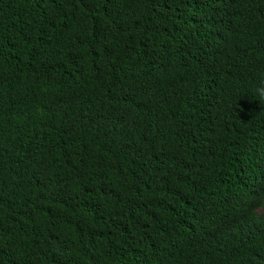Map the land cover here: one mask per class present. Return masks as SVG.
I'll return each mask as SVG.
<instances>
[{"label": "trees", "instance_id": "trees-1", "mask_svg": "<svg viewBox=\"0 0 264 264\" xmlns=\"http://www.w3.org/2000/svg\"><path fill=\"white\" fill-rule=\"evenodd\" d=\"M264 0H0V264H264Z\"/></svg>", "mask_w": 264, "mask_h": 264}, {"label": "clouds", "instance_id": "clouds-1", "mask_svg": "<svg viewBox=\"0 0 264 264\" xmlns=\"http://www.w3.org/2000/svg\"><path fill=\"white\" fill-rule=\"evenodd\" d=\"M254 95L258 98V101H264V79H261L258 85L253 88Z\"/></svg>", "mask_w": 264, "mask_h": 264}, {"label": "rangeland", "instance_id": "rangeland-1", "mask_svg": "<svg viewBox=\"0 0 264 264\" xmlns=\"http://www.w3.org/2000/svg\"><path fill=\"white\" fill-rule=\"evenodd\" d=\"M256 211L260 214H264V205H262L261 207H257Z\"/></svg>", "mask_w": 264, "mask_h": 264}]
</instances>
